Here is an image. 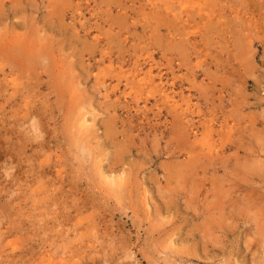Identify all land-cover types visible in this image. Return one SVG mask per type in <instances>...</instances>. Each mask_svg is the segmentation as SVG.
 <instances>
[{"label": "rangeland", "instance_id": "1", "mask_svg": "<svg viewBox=\"0 0 264 264\" xmlns=\"http://www.w3.org/2000/svg\"><path fill=\"white\" fill-rule=\"evenodd\" d=\"M0 64V264H264V0H0Z\"/></svg>", "mask_w": 264, "mask_h": 264}, {"label": "bare ground", "instance_id": "2", "mask_svg": "<svg viewBox=\"0 0 264 264\" xmlns=\"http://www.w3.org/2000/svg\"><path fill=\"white\" fill-rule=\"evenodd\" d=\"M13 48V47H12ZM27 49V48H26ZM28 50V49H27ZM29 51V50H28ZM22 56H24V55H22ZM30 56V55H29ZM31 58V57H30ZM27 59V58H26ZM49 59V58H48ZM2 60V59H1ZM11 61H12V59H10ZM22 60V59H21ZM15 61H17L18 62V60H16L15 59ZM35 58L33 59V60H31V62H33V63H35ZM2 62V61H1ZM7 62V61H6ZM10 62V61H9ZM29 62H30V60H29ZM8 63V62H7ZM15 63V62H14ZM2 64V63H1ZM0 64V65H1ZM5 65V64H4ZM34 65V64H33ZM12 66V65H11ZM32 67V66H31ZM12 68H14V67H12ZM16 68V67H15ZM14 71V70H13ZM33 78V77H32ZM13 83H15V82H13ZM14 85V84H13ZM82 147V146H81ZM84 149V148H83ZM80 150H82V149H80ZM88 152H89V150H88ZM81 153V152H80ZM83 153H85V152H83ZM88 154V153H87ZM89 159V158H88ZM112 183V182H111ZM114 183V182H113Z\"/></svg>", "mask_w": 264, "mask_h": 264}]
</instances>
